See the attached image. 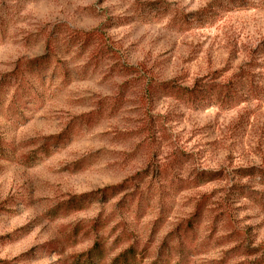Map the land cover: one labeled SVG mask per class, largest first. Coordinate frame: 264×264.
<instances>
[{
    "label": "rangeland",
    "instance_id": "1",
    "mask_svg": "<svg viewBox=\"0 0 264 264\" xmlns=\"http://www.w3.org/2000/svg\"><path fill=\"white\" fill-rule=\"evenodd\" d=\"M207 82L264 88V0H0V264H264V96Z\"/></svg>",
    "mask_w": 264,
    "mask_h": 264
},
{
    "label": "trees",
    "instance_id": "2",
    "mask_svg": "<svg viewBox=\"0 0 264 264\" xmlns=\"http://www.w3.org/2000/svg\"><path fill=\"white\" fill-rule=\"evenodd\" d=\"M249 8V7H246ZM162 85V86H161ZM174 87V86H173ZM170 87V88H173ZM168 87L164 84L159 85L160 91H168ZM168 93V92H167ZM176 98L183 99V101L193 108H206L213 104H218L222 108H233L242 102L246 101L248 98H261L264 96V88L259 86H234L231 83H217V82H207L205 84H199L193 86L192 88H180L172 92ZM61 138L60 136L54 137ZM214 176H210L207 180L203 181L206 183L212 180ZM198 185V184H197ZM110 187L108 189H114ZM104 189L103 191H108ZM74 200V201H73ZM82 201V200H81ZM69 203L75 205L79 203L77 198H73ZM69 207V206H68ZM188 229H190L188 227ZM102 238V239H101ZM106 238L98 236L95 244L83 255L81 260H77L75 264H103L104 257L107 253L104 251V246L106 243ZM184 242H180L178 245V255L179 260L175 264H188L185 257V247ZM139 245L137 242L131 244L128 248L123 250L115 258H113L111 264H141L143 258L146 257V247L144 246L142 250H138ZM170 251V250H169ZM164 248H161L158 257L152 264H171V261L162 262L160 258L165 254ZM80 259V258H79Z\"/></svg>",
    "mask_w": 264,
    "mask_h": 264
}]
</instances>
